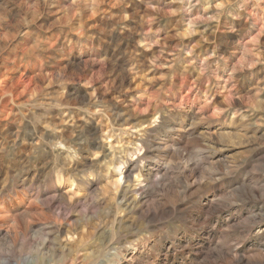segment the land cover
I'll use <instances>...</instances> for the list:
<instances>
[{
	"label": "clouds",
	"instance_id": "clouds-1",
	"mask_svg": "<svg viewBox=\"0 0 264 264\" xmlns=\"http://www.w3.org/2000/svg\"><path fill=\"white\" fill-rule=\"evenodd\" d=\"M0 264H264V0H0Z\"/></svg>",
	"mask_w": 264,
	"mask_h": 264
}]
</instances>
